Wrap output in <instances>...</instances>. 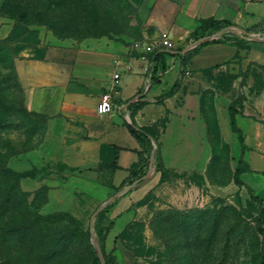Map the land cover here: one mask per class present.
Instances as JSON below:
<instances>
[{"label":"crops","instance_id":"crops-1","mask_svg":"<svg viewBox=\"0 0 264 264\" xmlns=\"http://www.w3.org/2000/svg\"><path fill=\"white\" fill-rule=\"evenodd\" d=\"M206 20L228 30L187 49L213 33L195 34ZM143 26V45L167 31L174 52L145 60L128 40L63 38L16 62L26 109L45 119L41 141L10 161L24 173L21 190L44 194L43 214H103L94 236L106 254L131 256L133 225L150 236L160 211L201 210L241 191L261 200L264 230V0H151ZM103 92L111 110L100 114ZM237 99L242 141L228 111Z\"/></svg>","mask_w":264,"mask_h":264},{"label":"rangeland","instance_id":"rangeland-1","mask_svg":"<svg viewBox=\"0 0 264 264\" xmlns=\"http://www.w3.org/2000/svg\"><path fill=\"white\" fill-rule=\"evenodd\" d=\"M150 3L0 0V264H95L94 231L103 216L43 214L44 194L31 198L20 189L10 161L41 141L45 119L27 111L16 62L40 56L53 39L108 36L138 48L142 32L150 34L143 26ZM21 14L26 21L19 23ZM262 223L261 200L245 191L201 210H163L150 221V236L133 225L131 256L115 250L108 264H262Z\"/></svg>","mask_w":264,"mask_h":264},{"label":"trees","instance_id":"trees-1","mask_svg":"<svg viewBox=\"0 0 264 264\" xmlns=\"http://www.w3.org/2000/svg\"><path fill=\"white\" fill-rule=\"evenodd\" d=\"M26 15V14H25ZM25 15L24 14H21L20 16L21 17H18V20H17V22H19L20 20H25L26 21V19H24L25 18ZM22 16H24V17H22ZM20 23V22H19ZM21 23H24V22H21ZM226 26H228V23L226 22V21H217V20H206V21H203L200 25H198V27L195 29V34L197 33V32H201V34H203L205 31H207V30H209V32H211V31H217V30H220L221 28H224V27H226ZM212 33V32H211ZM193 51H191V53H192ZM163 53L162 52H157V53H154L153 54V57L154 58H157L158 56H161ZM190 56V52L189 53H185L184 55H182V62H183V65H184V62H186V60L188 59V57ZM177 86H178V83L176 82L174 85H173V87L171 88V90L170 91H168L167 93H165V95H169V94H171L176 88H177ZM139 105V103L138 104H136L135 105V107H137ZM237 108H240V101L237 99V100H235L233 103H231V105L229 106V108H228V111H229V115H230V120H231V124H232V127H233V129L235 130V131H237V132H239V129L236 127V125H235V123H234V114L237 112ZM29 113H31V114H34V115H38V116H41V115H39V114H36V113H34V112H32V111H29V110H27ZM42 117V116H41ZM130 129V131L132 132V134L135 136V137H137V138H140L141 137V132L139 131V130H136L135 128H132V127H130L129 128ZM239 138H240V140L242 141V138H241V135H240V132H239ZM143 162V158H142V155H141V157H140V161H139V164L137 165L138 167H141V163ZM102 167V165H99V168H101ZM133 173H134V170H133ZM16 175H18L19 177H23L24 176V173H22V172H20V173H18V174H16ZM235 180H237V179H235ZM238 181V180H237ZM21 189V188H20ZM262 212H263V209H262ZM5 229H7V228H5ZM259 232L263 235V239H264V230H263V228H262V225H261V227H260V229H259ZM97 236H98V238H99V240H100V237H99V234H98V230H97ZM100 250H101V255H102V258H103V263L104 264H108V254H106L103 250H102V248L100 247ZM94 259H95V264H101V262H100V260H99V257H98V255H97V253H96V251H94ZM261 263L262 264H264V257H263V259H262V261H261Z\"/></svg>","mask_w":264,"mask_h":264},{"label":"built area","instance_id":"built-area-1","mask_svg":"<svg viewBox=\"0 0 264 264\" xmlns=\"http://www.w3.org/2000/svg\"><path fill=\"white\" fill-rule=\"evenodd\" d=\"M227 30L228 27H224L206 36L202 35L200 37H197L196 40L190 42L187 45V49L194 48L200 43L204 42L205 40L220 38L222 33L226 32ZM174 49H176L175 43L169 37L168 32L162 31L157 41H153L152 43L143 45V54L141 55V58L146 60L145 54L147 53H156V52L172 53L174 52ZM113 77L117 78L118 73H114ZM96 110L100 114L107 113L111 110V94L109 92H103L101 94L100 99L96 105Z\"/></svg>","mask_w":264,"mask_h":264},{"label":"water","instance_id":"water-1","mask_svg":"<svg viewBox=\"0 0 264 264\" xmlns=\"http://www.w3.org/2000/svg\"><path fill=\"white\" fill-rule=\"evenodd\" d=\"M93 244H94L96 253H97V255H98L99 259H100V262L103 264V258H102V255H101V251H100L97 243L94 242Z\"/></svg>","mask_w":264,"mask_h":264}]
</instances>
